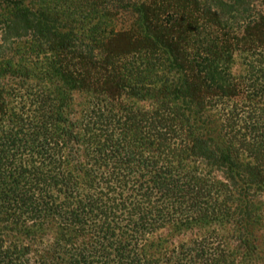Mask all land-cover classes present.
I'll use <instances>...</instances> for the list:
<instances>
[{
  "label": "trees",
  "instance_id": "16d2710c",
  "mask_svg": "<svg viewBox=\"0 0 264 264\" xmlns=\"http://www.w3.org/2000/svg\"><path fill=\"white\" fill-rule=\"evenodd\" d=\"M102 1L1 20L46 46L48 80L110 109L77 126L69 92L27 99L31 114L0 96V121L21 124L0 135V264H264V0ZM108 18L120 29L90 39ZM145 50L163 74L126 67Z\"/></svg>",
  "mask_w": 264,
  "mask_h": 264
},
{
  "label": "rangeland",
  "instance_id": "374dc122",
  "mask_svg": "<svg viewBox=\"0 0 264 264\" xmlns=\"http://www.w3.org/2000/svg\"><path fill=\"white\" fill-rule=\"evenodd\" d=\"M99 5L102 0H0V69L2 74L0 75V85H4V89H1L0 86V96L5 98L8 103L11 104L12 108H15L16 111L27 112L31 114L36 106H31L27 99H34V96L41 98L55 99L58 95L62 93L69 92L73 98V103L69 105V111L73 113V121L77 126H80L82 119H88L99 116L100 110L104 114L108 109V103L104 99L101 100L99 96H96L92 93L86 91H76L66 87L67 84L59 78V76H54L50 80L47 79L46 71L47 67H53L51 63V54L47 52V48L40 43H37L34 39L25 34H21L22 37L17 36L15 30L13 32L5 31V26L2 24V21L6 19H11L15 13L13 12V7L22 8L24 7L27 10H30L34 13L47 14V7H57L61 13L60 19H66L69 16H72V12L76 9H86L90 8L91 5ZM61 7V8H59ZM64 7V8H62ZM17 9V10H18ZM75 15V14H73ZM22 17V15H20ZM20 19V18H19ZM16 20L15 27H18L21 23L20 20ZM77 18L75 17V20ZM122 19V18H120ZM2 20V21H1ZM106 20V19H104ZM122 20H127L122 19ZM122 21L115 18H108L104 23L92 31L89 35L90 39L100 37L101 34L109 35L112 29L119 30L121 27ZM18 37V39H17ZM6 39V40H5ZM112 46L119 51V53L125 54L130 51L127 46V40H124L123 37H114L112 39ZM44 44V43H43ZM140 54H134L133 52L129 56H124V62L126 67H157L156 72L160 71L161 74L164 72V68L167 67L166 56L160 51L155 53H150L145 51H139ZM233 72L237 74L244 73L247 67H250V61H252L251 53L238 51L235 53L232 59ZM67 65V64H65ZM11 68V69H10ZM142 78L141 80L145 79ZM150 79V78H149ZM147 83H151V79ZM135 81H138L135 80ZM139 82V81H138ZM68 88L69 91H66ZM24 102L28 104L24 105ZM124 105L129 109H151V102L140 103L134 99H125ZM24 110V111H23ZM28 110V111H27ZM31 112V113H30ZM3 120L0 121V135L3 133L13 135L17 131L21 130L20 121L14 122L15 126L11 127L8 124V120H11L10 117H3ZM1 120V118H0ZM1 122L3 125H1ZM12 122V121H11ZM13 123V122H12ZM89 124V123H88ZM261 233L259 234V236ZM188 238H180L181 240H188Z\"/></svg>",
  "mask_w": 264,
  "mask_h": 264
}]
</instances>
